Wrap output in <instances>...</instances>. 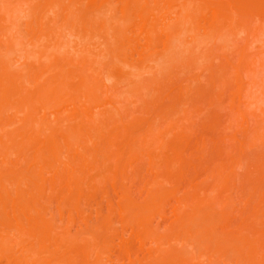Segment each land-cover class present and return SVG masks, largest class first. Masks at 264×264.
<instances>
[{"label": "bare ground", "instance_id": "bare-ground-1", "mask_svg": "<svg viewBox=\"0 0 264 264\" xmlns=\"http://www.w3.org/2000/svg\"><path fill=\"white\" fill-rule=\"evenodd\" d=\"M259 144L264 0H0V264H264Z\"/></svg>", "mask_w": 264, "mask_h": 264}, {"label": "rangeland", "instance_id": "rangeland-1", "mask_svg": "<svg viewBox=\"0 0 264 264\" xmlns=\"http://www.w3.org/2000/svg\"><path fill=\"white\" fill-rule=\"evenodd\" d=\"M221 45H219V54L221 53V54H231L232 52H233V48H225V50H223V52L221 51L220 52V49L222 50V49H224L222 46L220 47ZM226 50H228V51H226ZM226 51V52H225ZM201 122H199V124H200ZM224 124V125H223ZM222 125L224 126V127H226V129H227V127L228 126H226L227 125V123H226V121H225V123H224V121H223V123L221 124V126H220V128H221V130H223V127H222ZM229 125V124H228ZM225 129V128H224ZM219 131V130H218ZM217 130L215 131V134L217 133V134H219V132H218ZM216 134V135H217ZM221 134V133H220ZM222 136H224V134H222ZM222 136H220L221 138H222ZM219 137V138H220ZM255 148L257 149V150H255ZM254 149H253V151H254V153H255V155H254V153L253 154H251V156H249L248 158H249V160H248V162H247V160H246V162H245V164H248V168H250V166L253 164V165H256V167L254 166V167H252L251 169H252V171L253 172H250V174L252 175V177H251V181L249 180V181H247V179H246V181H245V176L248 174V172H247V170H249V169H246V168H244L243 167V169L242 170H238V176L240 177V180L242 179V180H244V181H242L241 180V182H244V183H246L247 184V182H248V185L250 184L249 182H253L252 181V179H253V177H254V179H255V177H258V179H259V177H262L263 175H264V172H259V171H257V170H260V171H262V169L264 168H262V166H264V144H259V145H257L256 147H255ZM228 151V150H227ZM226 153H228V152H226ZM219 156H220V158H221V155L219 154ZM253 156H255V157H253ZM213 160L209 157V161H207L208 162V164H212L211 162H212ZM251 164V165H250ZM258 165V166H257ZM253 168L255 169H257L256 170V172L253 170ZM246 170V171H245ZM248 176V175H247ZM246 176V178H248ZM263 178V177H262ZM240 180L238 179L236 182V184L235 185H232V186H235L234 187V190H233V187H232V190H231V188H230V190H231V194H232V198H236V199H233V200H235L234 202H236V203H239L240 201L239 200H243V194L246 196L248 193H249V196H251L252 195V193H254L255 191H256V187H255V184H256V186H257V183H255V184H250V186H248V185H243V183H242V185L243 186H241V182H240ZM257 179H255V181H256ZM259 181V180H258ZM202 182V179H198V180H196L195 181V183L197 184V185H199L200 183ZM240 184V185H239ZM258 185H259V183H258ZM264 186V185H263ZM241 187H243V188H241ZM237 188V189H236ZM256 188V189H255ZM243 189L245 190L244 192H242L243 191ZM259 189V188H258ZM238 190V191H237ZM243 193V194H241V192ZM234 192H236V194L234 193ZM248 192V193H247ZM247 193V194H246ZM250 193H251V195H250ZM248 196V195H247ZM246 196V197H247ZM254 196H255V198L253 199L254 200V202L252 203L251 202V204H252V206L253 207H256V208H258L259 206H260V209L261 210H264V201H263V198H264V189H262L260 192L259 191H257V192H255L254 193ZM138 197H139V195H138ZM241 197H242V199H241ZM246 197H245V199H246ZM248 199H249V197H248ZM141 201L143 200V197L140 199ZM247 200V199H246ZM137 201H139V198H137ZM243 205V203L241 204V206ZM250 208H252V207H250ZM165 209L166 210H164V211H166V213H167V216H166V218L167 217H169L170 219H169V222L170 221H172V218H173V212L171 211L170 212V210L172 209L171 207L169 208V205H166L165 206ZM264 212V211H263ZM165 213V214H166ZM170 213H172L171 215H170ZM169 215V216H168ZM152 225V228L155 226V227H157V221L156 220H153L152 221V223H151ZM169 223H167V225H168ZM154 227V228H155ZM156 229V228H155ZM159 233H161V234H163L164 233V229H162V228H160V230H159ZM116 243H117V241H116Z\"/></svg>", "mask_w": 264, "mask_h": 264}]
</instances>
